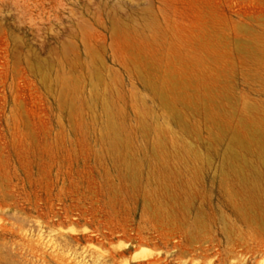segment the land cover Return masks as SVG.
Wrapping results in <instances>:
<instances>
[{"label":"rangeland","instance_id":"1","mask_svg":"<svg viewBox=\"0 0 264 264\" xmlns=\"http://www.w3.org/2000/svg\"><path fill=\"white\" fill-rule=\"evenodd\" d=\"M263 148L264 0H0V264H264Z\"/></svg>","mask_w":264,"mask_h":264},{"label":"bare ground","instance_id":"2","mask_svg":"<svg viewBox=\"0 0 264 264\" xmlns=\"http://www.w3.org/2000/svg\"><path fill=\"white\" fill-rule=\"evenodd\" d=\"M245 149V148H244ZM247 149V147H246ZM264 149V148H263ZM250 151V150H248ZM264 152V150H263ZM237 165V164H236ZM264 166V165H263ZM240 167V166H239ZM236 168V167H235ZM264 168V167H263ZM249 170V169H248ZM254 171V170H253ZM236 173L240 176V172L238 170H236ZM249 173V172H248ZM253 176L251 174V177L253 178H248V177H240V180H239V184L238 185H241V186H248V185H251L252 188H258V187H263L264 186V176L259 173V172H253ZM236 180V179H235ZM238 188V187H237ZM264 189V188H263ZM257 192V191H256ZM259 196V195H258ZM263 202V201H262Z\"/></svg>","mask_w":264,"mask_h":264}]
</instances>
